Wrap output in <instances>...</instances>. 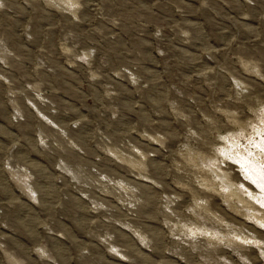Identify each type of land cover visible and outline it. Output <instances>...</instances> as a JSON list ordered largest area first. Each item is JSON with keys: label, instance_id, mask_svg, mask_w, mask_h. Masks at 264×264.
Here are the masks:
<instances>
[{"label": "rangeland", "instance_id": "rangeland-1", "mask_svg": "<svg viewBox=\"0 0 264 264\" xmlns=\"http://www.w3.org/2000/svg\"><path fill=\"white\" fill-rule=\"evenodd\" d=\"M263 147L264 0H0V264H264Z\"/></svg>", "mask_w": 264, "mask_h": 264}, {"label": "bare ground", "instance_id": "bare-ground-1", "mask_svg": "<svg viewBox=\"0 0 264 264\" xmlns=\"http://www.w3.org/2000/svg\"><path fill=\"white\" fill-rule=\"evenodd\" d=\"M262 140V139H261ZM263 141V140H262ZM264 148V147H263ZM240 159H241V156L239 157ZM238 160V159H237ZM244 160V159H243ZM254 160V159H253ZM239 162L240 163H243L244 164V162H242V159L241 160H239ZM239 163V164H240ZM243 164H241V166H243ZM246 164V163H245ZM255 166V165H254ZM245 167V166H244ZM256 167V166H255ZM257 168H259V167H257ZM246 169H247V167H246ZM262 170V169H261ZM261 170H256V171H250V170H248V171H250V178H251V180L257 185V187H260V189H264V180H263V177H264V173H263V171H261ZM246 172V173H247ZM249 177V176H248Z\"/></svg>", "mask_w": 264, "mask_h": 264}]
</instances>
